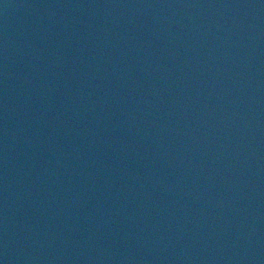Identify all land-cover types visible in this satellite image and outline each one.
Segmentation results:
<instances>
[{
	"label": "water",
	"instance_id": "obj_1",
	"mask_svg": "<svg viewBox=\"0 0 264 264\" xmlns=\"http://www.w3.org/2000/svg\"><path fill=\"white\" fill-rule=\"evenodd\" d=\"M0 264H264V0H0Z\"/></svg>",
	"mask_w": 264,
	"mask_h": 264
}]
</instances>
